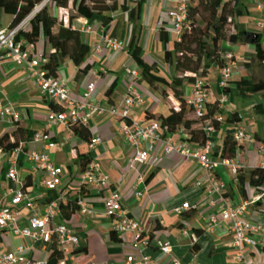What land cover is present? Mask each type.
Segmentation results:
<instances>
[{"label":"crops","instance_id":"crops-1","mask_svg":"<svg viewBox=\"0 0 264 264\" xmlns=\"http://www.w3.org/2000/svg\"><path fill=\"white\" fill-rule=\"evenodd\" d=\"M118 2L123 3L124 0H118ZM44 4L48 13L58 19L67 16V12L70 11L55 6L51 0H45L42 5ZM241 4L242 11L248 15V29L250 28L251 32L260 33L261 39H263L264 0H242ZM134 5L137 8L136 23L138 24L135 42L141 47V56L147 62H156L159 70L164 69L163 66L171 68L172 65L163 61L164 46L159 39V28L163 27L166 31L169 39L166 48L173 51V41L178 38L171 32L167 17V11L173 6V3L171 0H138L136 3H129V6ZM108 15L111 17L109 24L111 31L114 28V35L119 37L122 33L126 35L125 39L121 38L127 43L132 29L127 13L118 9L109 12ZM11 20L12 15L5 14L0 10V27H8ZM98 21L99 17L96 14L86 18L75 17L70 21L71 26L79 30L81 41L89 46L86 63L90 68L86 74L76 76L77 67L68 59L57 69L58 76L67 82L72 95L78 98L86 85L94 82L91 102L96 109H103L101 113L91 110L85 123L89 137L99 135L102 138V143L93 150L88 147L89 141L72 132L69 126L60 125L51 130L55 141L51 157L65 171L61 194L66 199L62 204H66L67 200L73 199L79 194V197L93 211L91 215L85 216L76 208L66 216L67 209L62 211L61 208L60 214L56 218L57 221L64 222L72 228L78 237L72 264H89V260H93L95 264L121 263L127 255L136 254L138 246L143 247L144 254L149 257L152 264H171V257H175L179 264H264V246H259L256 249H242L243 256L238 260L236 258L237 251L231 246V235L225 225L217 227L213 231L206 229V215L214 210L211 202L217 201L218 195L208 192L203 184H197L204 178L203 171L198 164L173 152L164 154L163 143H157L144 163L139 166V171L145 178V188L140 196L134 193L136 171L129 168L133 149L127 147L118 135L119 128L126 120L112 117L106 109L110 104L121 103L126 89L131 83L132 77L126 74L125 69L131 68L139 71L140 69L130 57L128 50L110 54L95 51L99 33ZM64 23H67V18ZM87 26H90L91 30H85ZM24 30L27 28L24 27ZM34 45L35 54L43 56L46 46L43 38L40 37ZM249 45L251 49H254L252 43ZM240 47L242 48V46ZM167 70L169 74L171 69ZM168 74H165L167 79L169 78ZM216 75L217 66H209L205 76L214 79ZM240 76H246V73L243 71ZM235 78L236 75L232 73L230 80ZM114 81L115 87L111 95L107 97L105 91ZM136 86L142 95V101L130 109L132 119L141 120L146 124L150 121H158L156 118H149V115L157 116L168 113L171 106L160 99L159 94L156 93L157 90H152L148 86L141 88L140 82ZM0 89L16 107L19 114L17 120L25 125L28 123L35 132L44 128V116L52 108L49 106V101L38 93L34 79L29 75L25 66L17 65L7 59L0 60ZM216 89V93L211 90L210 102L221 93L219 88L216 87ZM232 91H234V87L229 85L225 94ZM187 111L191 114V117L186 119L189 121L192 118V113ZM232 111L238 112L241 123L245 124L240 110L235 106L231 108L225 104L221 113L224 112L226 117L227 113ZM14 120L11 117L0 120V133L11 130ZM192 125L194 126L190 123V127ZM229 126L228 124L227 127ZM246 126L250 130L252 129L251 124H246ZM226 131L216 133L213 137L214 146L219 150L222 147ZM180 134L189 136L186 130ZM261 136L264 139L263 132ZM25 145V151L20 148V151L0 154V206L9 203L10 192L19 185L6 176V172L12 167L14 161L20 169V182L29 196L37 201L40 207L46 204L42 200L49 191L40 184L45 172L34 167L29 168V160L26 157L27 152L39 150L41 144L30 140ZM76 152H88L91 155L92 161L97 163L100 169L108 175V185L96 186L81 183L80 171L73 162ZM263 158L264 144L256 139L254 143L243 147V149L239 148L233 159L248 175V171L259 165ZM216 181L226 184L228 192L226 195L235 205L250 198L254 192V187L248 184L247 178L244 181L243 189L239 190L235 175H232L223 166L217 168ZM110 190L118 191L124 213L134 217L143 226L141 240L137 245L134 243V236L131 232L116 234L117 240L110 238V230L113 229L115 218L103 213L104 198ZM184 202L196 204V211L194 213L183 211V214H176L174 209ZM19 211L20 222L23 224L27 211L23 207H20ZM243 217L252 222H263L264 198H261L253 206H248ZM183 229L189 232V236L182 234ZM166 241L171 244V256L162 253L159 249L160 243ZM18 245L24 246L25 253L31 258L41 260H47L51 251L55 249L53 241L32 242L26 238L15 236L7 230H0V246L2 248L14 250Z\"/></svg>","mask_w":264,"mask_h":264},{"label":"built area","instance_id":"built-area-1","mask_svg":"<svg viewBox=\"0 0 264 264\" xmlns=\"http://www.w3.org/2000/svg\"><path fill=\"white\" fill-rule=\"evenodd\" d=\"M194 1L171 0L173 6L167 11V17L170 30L178 39L183 31H191L193 28L189 14ZM66 18L67 16L63 17V21H66ZM28 20L29 17L14 27H0V60L7 59L17 65L25 66L29 75L34 79L38 93L58 106V109H50L45 114L44 128L41 131H36L31 138L32 141L39 142L41 148L26 153V157L33 167L45 172L44 178L40 181L41 186L47 191L55 192L57 198L40 207L21 184L20 169L14 161L12 167L6 172V176L19 185L10 192L9 203L0 206V230H7L15 236L26 238L32 242L53 241L56 264H72L78 237L67 224L56 220L60 214L61 204L66 199L61 194L65 171L51 157V152L55 147L51 130L60 125L69 126L74 122L85 124L91 110L101 113L103 109H96L91 102L94 82L88 83L78 98L72 95L63 78L48 75V70L44 67L48 59L45 56L36 55L34 43L19 34L20 29H24ZM97 24L99 33L95 45L96 52L110 54L128 50L127 43L121 37L111 33L110 23L102 25L98 21ZM233 29H235L234 26ZM85 30H91V27L87 26ZM219 57L224 64L217 67V75L214 79L198 73L193 81L183 83L185 104L192 113L189 122L194 124L191 128L193 127L204 134L202 142L190 141L188 137L181 135L180 133L185 130L183 127L170 133L165 127H161L159 120L144 124L141 120L131 118L130 109L142 101V95L136 86L141 77V72L137 69H125L126 74L132 77L131 83L127 87L121 103L110 104L106 110L112 117L126 120L119 128L118 135L127 147L133 149L129 168L136 171L134 193L140 196L144 191L145 178L139 171V166L144 163L157 143H163L164 154L173 152L186 160L195 162L201 167L204 174L202 182L197 184H203L208 192L218 195V200L211 202L214 210L206 215V229L213 231L217 227L225 225L231 235V246L237 251L236 258L239 260L243 256L242 249H256L259 246H264V221L252 222L243 217L248 206H253L261 198H264V186L254 187L250 198L235 205L226 195V184L216 181L218 167L223 166L232 175H236L241 165L234 159L223 157L220 154V150L214 146V135L223 132L229 124L232 129V138L241 149L256 140L252 131L241 121L228 123L221 115V111L228 101L225 90L229 86L234 65V53L231 45L223 42ZM211 85L219 88L221 93L210 102ZM164 99L172 108H178L179 103L172 96H166ZM210 105L215 106V111L211 115L209 114ZM18 116L16 107L0 89V120L9 117L17 120ZM101 143L102 138L99 135H94L90 138L88 147L93 150ZM259 148L261 149L262 145ZM16 150L20 151V148ZM3 153L5 152L0 148V154ZM259 166L264 169V158L260 161ZM80 180L82 184L96 186H106L109 183L108 175L93 161L80 172ZM73 198H76L77 209L82 215L89 216L93 213L92 209L79 197V194ZM20 207L27 211L23 224L20 222ZM192 208L196 209V204L184 202L175 208L174 212L180 215L183 211ZM103 213L115 218L113 229L116 234L131 232L134 236V243L136 245L139 243L143 226L134 217L124 213L117 190H110L105 196ZM182 234L189 236L186 229L182 230ZM159 249L162 253L171 256L172 249L168 241L160 243ZM170 263L179 264L175 257H171ZM0 264L48 263L47 260L31 258L25 253V247L18 245L14 250H6L0 246ZM89 264H95V262L89 260ZM112 264L152 263L149 257L144 254L143 247L138 246L136 254L127 255L121 263Z\"/></svg>","mask_w":264,"mask_h":264},{"label":"trees","instance_id":"trees-1","mask_svg":"<svg viewBox=\"0 0 264 264\" xmlns=\"http://www.w3.org/2000/svg\"><path fill=\"white\" fill-rule=\"evenodd\" d=\"M138 0H124L119 3L118 0H51L55 6L69 9L67 12V23L63 19H58L48 13L46 5H42L34 12L38 0H0V10L12 15V20L8 27H14L30 14L33 16L28 20L27 30L20 29L19 34L28 38L33 43L37 42L40 37L43 38L46 46L44 47L43 56L48 59L44 67L48 70V75L58 76V67L66 60H70L76 67V76L84 75L90 66L86 63V56L89 52V46L80 39L78 29L71 26V19L75 17H89L96 14L102 25L111 22L109 12L121 10L127 13L128 21L132 24L131 35L127 42L128 53L136 66L141 71V77L138 82L145 84L153 90H159L163 97L172 96L178 103L177 109L170 108L168 113L149 115V118H156L160 121L161 127H165L168 132L172 133L183 127L188 133L190 141L202 142L204 134L201 131L191 129L190 122L184 119L186 104L184 99L183 83L191 82L196 75L200 73L205 76L207 68L211 65L221 67L223 60L219 57L222 42H226L231 46L239 44L240 32L236 30L237 18L239 16L240 5L242 0H204L205 7L202 9L201 2H198L196 9L200 10L199 17L203 25H197L195 21L189 18L193 23L191 31H183L179 39L173 41V51L166 48L168 43V35L163 27L159 28V39L164 46L163 61L164 63L174 65L175 73L171 79L160 74L156 62H147L141 56V47L136 44L135 39L138 30L137 8L129 6V3H136ZM213 6L218 10L209 14V8ZM74 10V12H71ZM233 26L235 29H233ZM233 29V31L231 30ZM112 29L111 33L113 32ZM208 38L211 47L206 49V41ZM256 57L264 59V45L261 41V34L256 33L251 39ZM179 66L183 68V75H178ZM236 93L243 96L246 91L264 92V80H256L248 76H241L233 81ZM157 84L164 87L160 88ZM115 87V81L105 91V95L109 97ZM52 109H58V106L49 102ZM215 106H209V114H213ZM241 121L238 112H228L226 122L233 123ZM72 132L77 133L84 140L90 141L87 126L80 122H74L69 125ZM35 131L19 120H14V126L11 130L0 133V148L4 152H13L18 148L26 150L28 143ZM239 146L232 138L231 131H226L223 137V144L220 154L223 157L233 159L238 153ZM91 155L87 153L76 152L73 162L77 165L80 172L92 161ZM247 178L248 184L252 187L264 186V169L259 165L248 171V175L237 170L235 179L238 189H243V184ZM57 198V194L49 191L42 200L48 203ZM62 211L67 209L66 216L77 208L76 198L67 200L66 204H61ZM194 213L196 209L187 210ZM183 214V213H181ZM141 237V234H140ZM110 238L117 240L114 229L110 230ZM48 264H56L55 249L51 251L47 259Z\"/></svg>","mask_w":264,"mask_h":264},{"label":"rangeland","instance_id":"rangeland-1","mask_svg":"<svg viewBox=\"0 0 264 264\" xmlns=\"http://www.w3.org/2000/svg\"><path fill=\"white\" fill-rule=\"evenodd\" d=\"M44 2H45V0H38L35 9H39L40 5H42ZM198 2H201L202 9H204V7H205L204 0H195L193 8L190 12V15H191V18L195 21V23L197 25L202 26L203 22L201 21V19L199 17V14H200L199 11L201 9L200 10L196 9ZM241 7H242V4L240 5V11H239L240 17L237 18L235 31H238L242 34H240V36H239V44L235 45V46H231L233 53H234V61L236 62L232 67V73L234 75H236L235 79L240 78L241 77L240 74H243V71H244L246 73V76H248L250 78H253L256 80H264V59L256 57L254 49H251V47L249 45L251 43V39L254 37L256 32H251L249 30L250 28L248 29V25H249L248 24L249 23L248 22V15L242 11ZM218 10L219 9H215L213 6H210L209 14L211 12H216V14H218ZM32 16H33V14H30L28 16L29 19ZM262 18H263L262 22L264 23V16ZM27 24L24 25V27L27 28L28 27ZM231 30L233 31L232 28H231ZM120 35L122 38H124V39L126 38V35H124L123 33ZM205 41H206V49L208 50L211 47V43H210L208 38H206ZM261 41L264 45V37H263V39H261ZM224 43H226V42H224ZM240 46H242V48ZM236 58H237V61H236ZM163 67H164V69L159 70L160 74L162 76L166 77L165 74H168L167 69H171L169 74H168V76H169L168 79H171L172 75L176 72L174 65H172L171 68H169L168 66H163ZM179 67L180 68H179V71H177V74L183 75V73H185V72H183L182 66H179ZM210 67H214V65H211ZM235 79H231L229 81V85H232L234 87L235 92L232 91L231 93H226L228 96V101L226 104H227V106H229L231 108L235 106L236 108H238V110H240L241 116H243V118H244L243 120L245 122V125L251 124L252 125L251 131L255 135V138L257 140H260L264 144V139L261 136V133L262 132L264 133V92L263 91H259V92L246 91L243 96H239L236 93L235 85L233 83V81ZM157 86L160 88L164 87L161 84H157ZM140 87L145 88L147 86L140 83ZM211 90H213V92H215V93L217 92L215 85H211ZM156 93L159 94L161 100L165 101L163 95L161 94V92L159 90H157ZM187 110L188 109L186 108L184 119L191 117V114H189ZM221 115L223 118L226 119V117L224 116V112L221 113ZM229 127L226 126L224 128V130L231 131L232 130L231 126H229ZM28 162L30 164V165H28L29 168L33 167V164L30 161H28ZM0 166H1V164H0Z\"/></svg>","mask_w":264,"mask_h":264},{"label":"water","instance_id":"water-1","mask_svg":"<svg viewBox=\"0 0 264 264\" xmlns=\"http://www.w3.org/2000/svg\"><path fill=\"white\" fill-rule=\"evenodd\" d=\"M37 10H38V9H35L34 12L37 11Z\"/></svg>","mask_w":264,"mask_h":264}]
</instances>
